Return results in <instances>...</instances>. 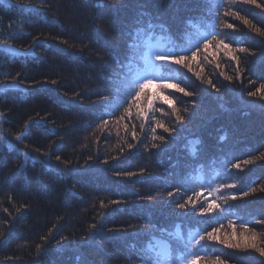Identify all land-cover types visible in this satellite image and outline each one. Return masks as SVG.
I'll return each instance as SVG.
<instances>
[{
	"label": "trees",
	"instance_id": "obj_1",
	"mask_svg": "<svg viewBox=\"0 0 264 264\" xmlns=\"http://www.w3.org/2000/svg\"><path fill=\"white\" fill-rule=\"evenodd\" d=\"M148 22L170 35L132 50ZM158 40L200 45L175 112L133 99ZM0 126V264H178L230 223L199 264H264L240 227L264 247V0H0Z\"/></svg>",
	"mask_w": 264,
	"mask_h": 264
},
{
	"label": "snow or ice",
	"instance_id": "obj_2",
	"mask_svg": "<svg viewBox=\"0 0 264 264\" xmlns=\"http://www.w3.org/2000/svg\"><path fill=\"white\" fill-rule=\"evenodd\" d=\"M254 3L255 0H252ZM228 28H232V24L227 25ZM157 28L160 29L159 33L157 32ZM135 35L137 37L136 40L133 41L131 45V49L134 51H139L144 44L148 42L152 36H159L163 38L164 35H170L166 33V30L163 26H157L148 22L146 25H141L139 28L136 29ZM145 37L144 41H140L139 37ZM131 39V34H130ZM213 41L215 42L216 48L218 50H222L225 52L226 55H231L232 50L228 43H225L224 40H216L215 36H213ZM213 41H206L203 43V48L205 51L208 50L209 44ZM196 50L191 52V57H188L185 53L188 51L184 48H170L169 50H150L144 52L140 58L143 60V68L141 71H138L136 75L133 77L132 85L136 87V91L134 94V101L136 102V106L139 107V101L141 97H145L148 99V103L151 106L154 99L159 98L164 103L169 104L173 107V111L175 112L176 109L174 107V102L170 100L169 96L164 95L165 91L168 89H175L179 92H184V88L180 87L178 83L170 82L173 80V77L165 75V73L171 72L173 70L172 66L174 65H182L184 67L189 68L191 70V60L196 59L198 52L200 51V45L197 44L195 46ZM243 51V49H241ZM117 64H122V61L117 59ZM230 79V77H229ZM55 83V81H53ZM149 89H155L151 95H149ZM257 91H260L259 89ZM185 95H191V93L184 92ZM250 96H256L257 92H250ZM138 115H144L143 110H141ZM177 119H182V117L177 116ZM158 127H164L162 124H158ZM165 131H169V129L165 128ZM155 131V129H153ZM2 139V137H0ZM59 159V157H57ZM237 168L240 167L239 164L236 165ZM247 192H244L243 195H247ZM168 195L171 197L172 193L169 192ZM225 203L227 202L228 197H219ZM235 199V197H233ZM115 203V202H114ZM179 208L184 209L186 207L185 203H181L177 205ZM220 205L216 203L215 200L213 202L208 203L206 207L201 208V215H207L211 213L215 209H219ZM223 211V209H220ZM230 227H233V231L231 236H225L224 239H220L218 233H220L219 228H214L212 231H207L204 235H200L199 239L196 240L194 243L192 240L187 242L188 254L183 259L182 264H199L200 261L204 260L205 257L201 254L202 250H193L196 249L198 245H201L203 242H219L220 244L224 245L227 248H239L240 243L233 244L231 240L236 236V230L233 225L230 223ZM242 232H241V239L244 241L245 246L255 251L259 252L261 256H264V247L258 246V237L255 233L248 235L251 230L247 227L246 224L241 223L240 225ZM153 264H156L154 261ZM167 264V262H165ZM211 264H224V261L217 256Z\"/></svg>",
	"mask_w": 264,
	"mask_h": 264
},
{
	"label": "rangeland",
	"instance_id": "obj_3",
	"mask_svg": "<svg viewBox=\"0 0 264 264\" xmlns=\"http://www.w3.org/2000/svg\"><path fill=\"white\" fill-rule=\"evenodd\" d=\"M173 46L172 45H169V44H165L164 42H162L161 40H158V41H156V42H154V43H151L150 44V47H149V50H150V48H151V50H169L170 48H172ZM148 50V51H149ZM0 136L2 137V139H3V137H4V130H3V128L0 126ZM262 235L264 236V233H262ZM172 262L171 261H168V263L167 264H171ZM180 264H182V263H180Z\"/></svg>",
	"mask_w": 264,
	"mask_h": 264
}]
</instances>
